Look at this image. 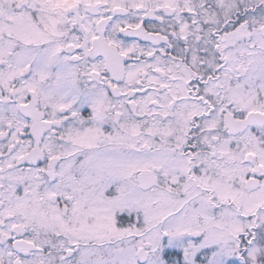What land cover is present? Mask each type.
Segmentation results:
<instances>
[{
    "label": "snow or ice",
    "instance_id": "snow-or-ice-1",
    "mask_svg": "<svg viewBox=\"0 0 264 264\" xmlns=\"http://www.w3.org/2000/svg\"><path fill=\"white\" fill-rule=\"evenodd\" d=\"M0 264H264V0H0Z\"/></svg>",
    "mask_w": 264,
    "mask_h": 264
}]
</instances>
